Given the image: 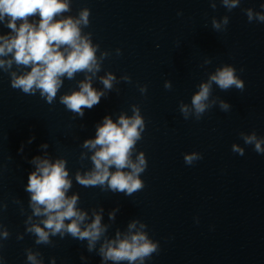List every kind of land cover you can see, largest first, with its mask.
Masks as SVG:
<instances>
[{"label":"clouds","instance_id":"1","mask_svg":"<svg viewBox=\"0 0 264 264\" xmlns=\"http://www.w3.org/2000/svg\"><path fill=\"white\" fill-rule=\"evenodd\" d=\"M222 4L231 11L239 5V0H222ZM261 7L264 8V4ZM69 10L68 0H0V22L6 21L5 27L10 30L9 35H0V57L11 55V59H0V68L7 70L13 62L17 66L30 67V71L22 75L11 73L12 88L30 95H34L38 90L41 97L51 104L62 87V78L66 76L71 80L78 72L95 74L99 71L95 55L97 49L88 37L82 36L80 28L81 24L87 26L89 10H82L76 19H57ZM246 15L251 22V9L246 10ZM37 16L38 22H30V18ZM256 19L264 22V14L257 13ZM223 23L227 25V17ZM213 27L219 29L220 25L214 20ZM114 79L112 74L101 78L104 88L111 89ZM213 84L222 91L232 87L242 91L244 88L243 81L237 77L233 67L224 66L217 69L206 83L199 85V90L191 98L197 120L215 103H208ZM165 88L170 89V83L166 82ZM141 91H146V88ZM103 95L102 91L92 87L91 77H86L85 81L79 84V91L61 96L60 103L82 117L83 110L99 104ZM220 107L225 111L229 109V105L223 101L220 102ZM180 111L187 119L188 106L181 104ZM143 129L144 119L136 107H133L131 117L122 114L115 122L110 117H104L103 123L96 128L95 138L83 143L84 148L93 152V168L84 175L77 173V182L86 187H102L107 184L113 192L126 195L141 190L144 183L140 174L145 171L147 162L143 153L133 161L132 152L136 142L141 139ZM243 138L246 144H255L257 153H264V140H258L255 133ZM233 147L243 155L242 149ZM201 158L196 152L184 154V161L188 165ZM33 163L36 170L28 176L26 191L31 194L30 206L33 214L46 217L41 221L43 227L36 224L29 229L37 237L36 243L47 244L50 235H62L67 232L75 239L87 240L88 250L92 251L107 229L101 223L102 216L97 213H93L91 223L81 227L87 219V213L77 209L78 196L66 195L71 188L66 162L62 159L51 162L35 157ZM113 167L115 171H110ZM109 215L110 218L114 216L113 213ZM66 220L70 223L66 224ZM144 227L141 225V228ZM135 228L136 223L133 222L129 224L130 235L121 238V234L117 232L114 240H106L99 252L102 260L112 261L114 264L125 261L127 264H135L137 261L144 264L145 260L150 259L152 254L158 251L157 244L142 231L132 232ZM27 258L32 264H37L35 256L31 253Z\"/></svg>","mask_w":264,"mask_h":264}]
</instances>
